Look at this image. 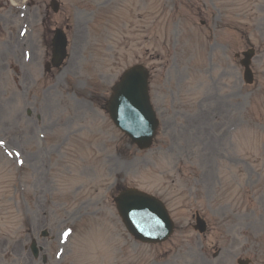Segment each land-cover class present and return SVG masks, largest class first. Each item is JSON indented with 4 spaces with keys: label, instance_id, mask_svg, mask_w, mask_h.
Wrapping results in <instances>:
<instances>
[{
    "label": "rangeland",
    "instance_id": "rangeland-1",
    "mask_svg": "<svg viewBox=\"0 0 264 264\" xmlns=\"http://www.w3.org/2000/svg\"><path fill=\"white\" fill-rule=\"evenodd\" d=\"M0 1V52L13 48L21 58V40L24 50L34 52L35 38L45 40L46 28L66 15L76 32L70 31L68 37L70 59L65 71L70 70V75L62 73L55 79L57 72H52L42 77L37 59L27 64V73L19 71V79L12 71L17 67L13 52L0 59V264H233L237 257L264 264V0H202L206 9L200 20L205 27L191 17V4L197 0H148L149 38L144 52L159 72L160 83L153 81L151 94L162 121L160 133L148 151H137L118 131L116 140L109 142L114 130L106 115L97 107L90 109L96 115L94 142L68 152L67 172L59 168L63 160L52 159L53 185L68 187V198H49L52 182L50 186L40 182L52 142L37 140L41 129L36 121L47 125L51 112L54 118L57 113L71 114L75 98L70 88L77 82L87 87L94 81H81L86 66L92 77L96 70L109 86L127 66L143 64V0H117L121 8L113 9L110 23H104L105 34L114 36L118 44L112 63L114 56L109 52L101 61L97 45L83 44L86 37L97 35L99 26L92 20L98 15L97 1L104 0H59L62 13L48 11L50 24L41 23L46 0ZM174 4L191 5L185 11L187 19L177 20L189 27L185 31L177 30L171 12ZM123 37L128 42L125 47L120 45ZM250 44L257 52L252 61L255 83L247 86L234 55ZM44 46L38 45L40 59ZM56 82L60 86L55 87ZM169 82L175 86L170 91L172 103H161L158 88ZM183 94L189 97L185 101ZM186 102L193 103L188 110ZM57 105L62 108H48ZM206 107L211 110L204 112ZM103 142L108 147L105 152ZM20 155L26 165L18 171ZM18 178V185L25 188L22 193L16 189ZM115 182L160 198L176 224L174 236L158 246L141 245L127 237L112 202ZM85 184L89 186L83 196L78 193L80 199L72 198ZM68 201L74 209L72 219L86 215L76 221L78 225L57 216L56 210ZM196 211L209 222L206 237L192 230ZM88 221L94 225L93 232L85 229ZM71 226L76 233L66 246L60 232ZM42 231L47 232L45 238ZM101 232L103 238L96 235ZM30 238L43 248L38 259L29 251ZM78 238L82 240L77 246ZM72 250L80 251L81 257ZM217 251L219 257L212 259Z\"/></svg>",
    "mask_w": 264,
    "mask_h": 264
},
{
    "label": "water",
    "instance_id": "water-1",
    "mask_svg": "<svg viewBox=\"0 0 264 264\" xmlns=\"http://www.w3.org/2000/svg\"><path fill=\"white\" fill-rule=\"evenodd\" d=\"M125 198H133L135 201H137V203H142L144 201H147V200L151 201V200L146 198V197H143V196H140V195H133V194H130V193L121 196L120 199L118 200L119 207H120V210H121V216H122L127 228L129 229V231L133 232L141 240L148 241L149 239L144 237L143 234L137 233L135 231V229L139 230V227L136 226V224L133 223V221L131 219V215H130L129 209L126 206H123V201L125 200ZM146 206L147 205H144V208H146Z\"/></svg>",
    "mask_w": 264,
    "mask_h": 264
},
{
    "label": "snow or ice",
    "instance_id": "snow-or-ice-1",
    "mask_svg": "<svg viewBox=\"0 0 264 264\" xmlns=\"http://www.w3.org/2000/svg\"><path fill=\"white\" fill-rule=\"evenodd\" d=\"M67 235V234H66Z\"/></svg>",
    "mask_w": 264,
    "mask_h": 264
}]
</instances>
